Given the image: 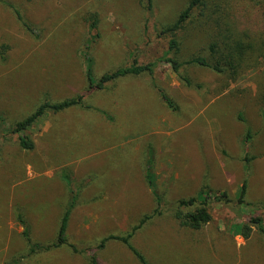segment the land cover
Instances as JSON below:
<instances>
[{"label": "rangeland", "instance_id": "obj_1", "mask_svg": "<svg viewBox=\"0 0 264 264\" xmlns=\"http://www.w3.org/2000/svg\"><path fill=\"white\" fill-rule=\"evenodd\" d=\"M10 1L21 9L35 33L25 31L0 0V42L9 46L6 61H0V135L48 98L59 101L80 93L85 97L78 106L49 110L38 117L26 131L35 144L32 150L1 136L0 264H83L72 253L82 243L103 250L108 264H141L123 245L96 246L109 233H124L125 226L121 229L111 222L108 214L117 217L122 211L129 218L130 230L156 204L146 175L155 183L165 214L178 199L196 195V183L188 181L196 178L195 186L209 190L212 216L193 232L177 229L165 214L142 225L131 242L151 264H264V235L246 219L250 213L264 220V56L234 79L206 67H182V74L201 85L196 89L182 83L161 60L167 37L157 35L188 0H153L150 9L145 0ZM232 3L236 27L251 35L254 31L246 24L263 7L251 0ZM215 16L216 12L208 10L199 15L193 11L176 32L178 59L207 56L208 44L217 32ZM134 58L139 63L155 61L152 76L144 73L137 79H117L102 90H87L88 63L98 78ZM140 83L154 90L151 96L157 97V88L162 89L176 108L160 98L154 103L153 117L107 120L110 101L114 98L120 106L117 98L126 100L129 88ZM136 107L134 115L152 113L147 106ZM108 135L112 141L103 142ZM245 156L250 158L248 163ZM106 162L120 168L109 175L110 194L117 204L94 202L99 207L94 212L98 219L81 229L79 237L68 232L66 244L28 253L17 212L27 221L32 241L50 244L57 231V196L63 193L58 185L85 176V170L103 183ZM170 172H177L178 177ZM244 179L242 205L237 197ZM221 192L231 201L216 200ZM61 201L64 210L69 202ZM81 204L74 196L72 207L78 209Z\"/></svg>", "mask_w": 264, "mask_h": 264}, {"label": "trees", "instance_id": "obj_2", "mask_svg": "<svg viewBox=\"0 0 264 264\" xmlns=\"http://www.w3.org/2000/svg\"><path fill=\"white\" fill-rule=\"evenodd\" d=\"M2 3L10 9L11 13L22 26V28L29 32L35 33L33 25L24 17L21 9L15 5L13 1L1 0ZM147 8H152L153 0H145ZM233 1L236 0H188L185 6L179 11L176 18L169 24H165L157 32V35L167 37V50L164 52L161 60L167 63L172 71L178 76V78L187 86H196V89L200 88V84H194L190 78L182 74L180 69L186 65H196L199 67H206L219 74H227L231 76V79L241 75L246 69L254 67L258 63V58L264 56V0H251L255 5L261 4L263 7L262 13H255L251 17L250 23L246 24L247 28H251L254 32L248 34L247 29H238L236 27V20L234 18V6ZM213 2V4H210ZM222 8V12L220 9ZM197 10L198 15L202 14L205 10L216 12L214 18V26L217 28V32L213 36L214 38L208 44L207 56L193 55L187 59H178L175 54L180 49V41L176 36V32L180 30L183 25L192 16L193 11ZM234 11V12H233ZM243 20H239V23ZM95 24V22H94ZM238 25V24H237ZM93 28V26H91ZM9 48L8 44L0 42V61L5 62L7 59L6 50ZM90 59V58H89ZM155 61H148L145 63H139L136 58L129 64L122 67H118L113 71L103 73L98 78H95V74L92 71V65L89 63L85 67V78L87 82V90L96 89L102 90L107 84L117 79L127 77H141L144 73L152 76L155 66ZM153 87L157 85L153 82ZM157 94L163 100V102L171 107L176 108V105L168 97V95L160 88H157ZM85 94L80 93L75 96L66 97L59 101H50L49 98L38 105L33 112L27 114L25 117L15 121L8 130L0 135L4 138V141H8L10 138H14L13 142L21 149L32 150L35 147L33 139L26 133V131L32 126L38 117L43 115L46 111L60 112L62 110L69 109L73 106H78L84 100ZM264 105V96L262 97ZM84 108H90V106H79ZM249 137L247 131L245 139ZM2 145L0 142V151ZM249 157L245 156L244 161L249 162ZM146 183L150 192L156 198V206L151 213L144 214L139 222L133 225L129 231L122 235L110 234L100 240L96 248L104 246L105 241L108 239H116L121 241L133 254V256L141 264H151L144 254L138 250L131 242V238L141 226L153 215L160 214L161 204L160 197L158 196L154 181L147 178ZM246 189V180L242 181L239 188L237 202L239 204L244 203V195ZM209 190L199 189L196 195L189 196L187 198H180L177 200L176 206H174L171 213L179 220V224L187 226L192 229H199L204 224H207L211 220V214L209 211ZM216 200L224 199L225 201H231L227 197L225 192H221ZM73 206V200L65 209L56 231L54 241L50 244H42L32 241L30 235V228L27 221L23 217L20 211L17 212L18 223L22 226L21 237L27 244L28 253L38 252L41 249L49 247H59L66 244V225L70 208ZM246 219L249 223L253 224L264 235V220L260 215L247 213ZM75 249V248H74ZM76 250V249H75ZM89 252L88 261L90 264H99L94 253V249L86 248Z\"/></svg>", "mask_w": 264, "mask_h": 264}, {"label": "crops", "instance_id": "obj_3", "mask_svg": "<svg viewBox=\"0 0 264 264\" xmlns=\"http://www.w3.org/2000/svg\"><path fill=\"white\" fill-rule=\"evenodd\" d=\"M130 78H132V77H130ZM133 78L137 79V77H133ZM140 85L141 86H132L129 88V91H127V93L125 94V95H128V96H126V100L125 99L119 100L117 97H115V98H117V102H120L119 103V104H121L120 106H117L115 104L116 100L113 98V96H111L113 98L110 101L112 106H111L110 113L107 114V118H108L107 120H110V122H113L114 120L117 122H120V121L130 122V121H128V119L130 117H132L134 121H136V120L140 121V120H144L145 118H150V117L154 116V103L156 101H159L160 96L159 95H157V97H155L154 95L151 96V94H153L154 90H152V88H150V87H146L145 84L140 83ZM158 104H159V102H157V105ZM136 106H147V110L149 112H152V113L149 115H144V114L134 115L131 112L138 110V109H136L137 108ZM157 117L159 118V114L157 115ZM112 137H113L112 135H108V136L104 137L103 142L106 143L107 139L110 141ZM107 159H109V158L107 157ZM108 164H109V162H106L104 164V169L105 168L106 169H105V178H104L105 182H103V183H101V181H99V179H98L99 176L92 178V173H90L91 176L86 175V170H85V176H83V177L74 176L73 181L72 180H70V181L64 180L63 183H60L58 185V187H60L61 190L63 191L62 196H61V194L57 196L58 200L59 199L61 200V198H62V201L66 202V203L69 202L68 203V205H69L72 200L74 201V196H77L78 201H80L82 203L80 205V207H78V209H76L75 206L70 208L68 220H67V225H66V231H65L66 235L68 232H69V235H71V232H73L74 236L79 237L81 229H86L92 223V221L97 218L96 215L94 214V212L98 211L99 207H96L94 205V202L112 201V204H115V205L117 204L116 199H115L116 197H114L113 194H110V192L112 191V182H111V178L109 177V175H111L112 172H114V170H120V168L115 167L113 164L111 165V167H109ZM176 174L178 177L177 172H175V173L170 172V175L175 176ZM87 176H90V178H87ZM188 181L192 182V184L196 183L195 185H197V183H198L196 178H194V177L193 178L189 177ZM195 185H193L194 188H197L199 190V187H197ZM75 191H79L80 193L75 194ZM60 200H59V205H58V206H60V210L58 211L57 227H58L61 215L63 214L65 209L68 207V206H65L64 210H62L61 205H60ZM155 206H156V204L149 211L145 212L144 214L151 213L152 210L155 208ZM84 208L86 209V212H85V214H82V212L84 213ZM144 214H142V216ZM160 214H165V212H161ZM160 214L153 215L144 224L148 223L150 220H152L153 218H155L156 216H158ZM116 215L117 214H108V216L110 217V221L114 222L121 229H123L122 227L125 226V229L123 231L124 233L129 231V221H128L129 218L125 217V214H123L122 211H121V214L117 216L118 218L116 217ZM165 215L169 216L170 220H172V222L175 223L174 225L176 226V228L182 230L183 232L184 231L193 232V231L199 230V229H201V227H203V226H201L199 229H192V228H189L187 226H182L179 224V220L173 214H171V212H168V213L166 212ZM142 216L137 220V223L142 218ZM107 223H108V218H107L106 222H104V224H107ZM112 225H113V223L111 224V226ZM110 234L122 235L123 233H109L108 235H110ZM108 235H106V236H108ZM106 236H104V237H106ZM108 242L114 243L116 245H123L122 247H126L121 241L116 240V239H108L107 241H105V243H108ZM105 243H104V246L110 244V243H108V244H105ZM103 247H102V249H104ZM86 248H88V247H86V244L82 243V245H80L79 248H77L76 250L73 249L72 253L78 254V256L80 257V260L78 259L79 262L82 260L83 262H81V263L90 264L88 261V255H89L88 253L89 252L86 250ZM89 248H91V247H89ZM126 249H128V248L126 247ZM99 252L96 251V249L94 251L98 263L99 264H108L107 263V261L109 259L108 256H106L103 253V250L100 252V254H99Z\"/></svg>", "mask_w": 264, "mask_h": 264}]
</instances>
